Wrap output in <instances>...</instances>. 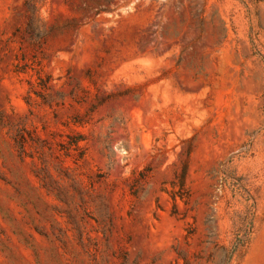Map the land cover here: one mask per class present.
Instances as JSON below:
<instances>
[{
    "label": "rangeland",
    "instance_id": "obj_1",
    "mask_svg": "<svg viewBox=\"0 0 264 264\" xmlns=\"http://www.w3.org/2000/svg\"><path fill=\"white\" fill-rule=\"evenodd\" d=\"M0 264H264V0H0Z\"/></svg>",
    "mask_w": 264,
    "mask_h": 264
}]
</instances>
